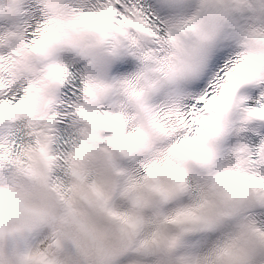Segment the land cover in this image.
<instances>
[{"label": "snow or ice", "instance_id": "1", "mask_svg": "<svg viewBox=\"0 0 264 264\" xmlns=\"http://www.w3.org/2000/svg\"><path fill=\"white\" fill-rule=\"evenodd\" d=\"M0 264H264V0H0Z\"/></svg>", "mask_w": 264, "mask_h": 264}]
</instances>
